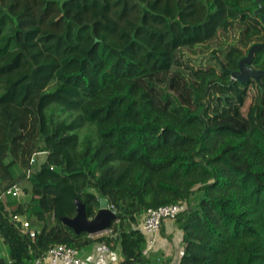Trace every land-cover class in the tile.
Wrapping results in <instances>:
<instances>
[{
  "label": "trees",
  "instance_id": "1",
  "mask_svg": "<svg viewBox=\"0 0 264 264\" xmlns=\"http://www.w3.org/2000/svg\"><path fill=\"white\" fill-rule=\"evenodd\" d=\"M263 20L264 0H0V238L12 264L101 243L141 264L147 237L134 226L178 202L179 264H264V78L231 76L264 43ZM252 65L264 71V49ZM21 185L27 200L5 196ZM100 198L117 214L106 236L62 223L76 199L94 218Z\"/></svg>",
  "mask_w": 264,
  "mask_h": 264
},
{
  "label": "built area",
  "instance_id": "2",
  "mask_svg": "<svg viewBox=\"0 0 264 264\" xmlns=\"http://www.w3.org/2000/svg\"><path fill=\"white\" fill-rule=\"evenodd\" d=\"M22 189L18 186L10 188L6 195L13 199L20 200ZM188 205L185 202H178L158 209H149L146 211L142 231L147 237V246L144 250L148 254L151 249L157 245V234L160 232L165 221H177L179 216L187 211ZM11 222L20 230V232L29 239L34 240L37 231L32 229L31 223L25 216L14 215ZM109 232V231H108ZM80 250L66 245H56L51 247L46 253L36 258L32 264H88L80 257ZM112 254V249L104 243L96 246L93 264H107L108 257ZM114 264H122L116 262Z\"/></svg>",
  "mask_w": 264,
  "mask_h": 264
},
{
  "label": "water",
  "instance_id": "3",
  "mask_svg": "<svg viewBox=\"0 0 264 264\" xmlns=\"http://www.w3.org/2000/svg\"><path fill=\"white\" fill-rule=\"evenodd\" d=\"M256 15H259V10L256 11ZM261 49H264V43H256L251 46L248 55L240 60L238 71L231 72L232 80L246 84L250 79L260 82L264 78V71L256 70L252 65L256 53ZM74 204L76 207V215L72 218L60 217V219L76 235L84 233L92 237L103 235L109 231L112 222L117 219V214L110 207L108 199H99V209L96 216L92 219H89L86 206L79 199H76Z\"/></svg>",
  "mask_w": 264,
  "mask_h": 264
},
{
  "label": "crops",
  "instance_id": "4",
  "mask_svg": "<svg viewBox=\"0 0 264 264\" xmlns=\"http://www.w3.org/2000/svg\"><path fill=\"white\" fill-rule=\"evenodd\" d=\"M9 212H12V210ZM145 213L141 215L138 224L134 226L136 229H142ZM157 245L149 251L148 254L143 253V261L141 264H179L184 254L183 230L177 221H165L160 232L156 236ZM96 246L91 250L82 251L80 257L88 264H93ZM4 261L12 264L9 254V248L0 238V262ZM123 256L120 249L112 250V254L108 257L107 264L116 262L122 263Z\"/></svg>",
  "mask_w": 264,
  "mask_h": 264
},
{
  "label": "rangeland",
  "instance_id": "5",
  "mask_svg": "<svg viewBox=\"0 0 264 264\" xmlns=\"http://www.w3.org/2000/svg\"><path fill=\"white\" fill-rule=\"evenodd\" d=\"M254 92L257 93V91L255 89H254ZM46 156H47L46 154H38V155H36L34 157L35 158V163H34L35 164L34 165L35 168H39L46 161ZM18 187H20L22 189V195L20 197V200L21 201L27 200V198H26L27 197V194L24 191V187L22 185L21 186H18ZM107 233H108V231L106 233H104L103 235H98V236H93V237L97 238V237H101V236H106Z\"/></svg>",
  "mask_w": 264,
  "mask_h": 264
}]
</instances>
